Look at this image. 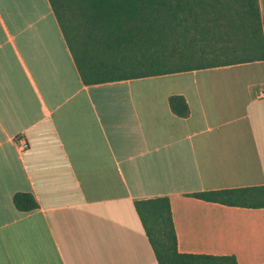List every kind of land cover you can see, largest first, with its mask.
I'll use <instances>...</instances> for the list:
<instances>
[{
	"label": "crops",
	"instance_id": "obj_1",
	"mask_svg": "<svg viewBox=\"0 0 264 264\" xmlns=\"http://www.w3.org/2000/svg\"><path fill=\"white\" fill-rule=\"evenodd\" d=\"M262 93L264 59L83 84L47 0H0V264H157L133 203L158 196L178 252L264 264V208L190 195L264 184Z\"/></svg>",
	"mask_w": 264,
	"mask_h": 264
},
{
	"label": "trees",
	"instance_id": "obj_2",
	"mask_svg": "<svg viewBox=\"0 0 264 264\" xmlns=\"http://www.w3.org/2000/svg\"><path fill=\"white\" fill-rule=\"evenodd\" d=\"M47 2L83 84L264 59L256 0ZM232 4L240 7L232 13L238 16L233 26L226 23L222 11ZM167 104L178 117L188 114L180 95L169 96ZM190 195L225 205L264 208V184ZM11 202L24 212L37 207L28 192L13 193ZM133 204L157 264H236L232 255L178 252L166 196Z\"/></svg>",
	"mask_w": 264,
	"mask_h": 264
},
{
	"label": "built area",
	"instance_id": "obj_3",
	"mask_svg": "<svg viewBox=\"0 0 264 264\" xmlns=\"http://www.w3.org/2000/svg\"><path fill=\"white\" fill-rule=\"evenodd\" d=\"M262 96H264V93H262ZM18 146L23 149L25 144L24 143H20Z\"/></svg>",
	"mask_w": 264,
	"mask_h": 264
}]
</instances>
